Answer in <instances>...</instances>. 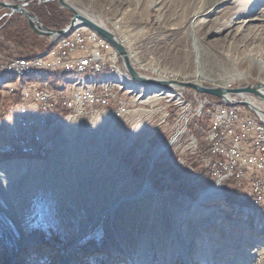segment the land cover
Segmentation results:
<instances>
[{"label": "rangeland", "instance_id": "obj_1", "mask_svg": "<svg viewBox=\"0 0 264 264\" xmlns=\"http://www.w3.org/2000/svg\"><path fill=\"white\" fill-rule=\"evenodd\" d=\"M206 1L68 0L80 13L112 29L125 47L130 63L144 75L151 73L202 85L231 84V88L264 86V69L254 63L255 59L264 63V12L248 31L244 28L227 33L232 0L217 8L216 13L202 15L203 20L194 22L193 13ZM34 3L67 10L57 0H27L26 8ZM0 9L3 15L7 12ZM67 11L65 24L72 15ZM253 14L250 12L245 18L250 19ZM13 15L26 20L20 13L6 16ZM193 44L198 47L199 63L208 80L193 77ZM117 66L123 70L120 57ZM139 86L142 83L135 84L128 96L140 98L137 101L142 104L137 106L151 112L137 111L122 118L109 113L71 118L75 121L73 128L67 130L65 123L45 133L42 140L50 144L43 154H12L0 149V153L9 155L2 161L27 158L44 162L40 176L32 175L40 179L37 183H30L31 176L26 173L8 175L11 184L0 180L3 208L33 216L32 232L24 237L29 240L27 245L14 248L17 243L0 230V264H185L181 261L182 253L176 255V251L193 257L187 264H210L207 258L196 259L199 251L211 254L210 260L215 264H264V244L255 241L264 237V223L260 226L261 217L243 213L241 207L247 203L242 200V181H225L219 198L202 201L201 206L209 213L188 218L184 238L177 230L172 231L177 213L188 210L186 199L198 200L214 184L203 164L207 154L201 133L207 127V118L201 117L198 127L188 126L190 133L197 134L200 156L179 149L174 154L163 152L151 166V158L172 129L169 123L165 125L166 120L161 121L154 101L146 102V92H140ZM182 91L192 98L195 90ZM248 97L264 109V101ZM5 140L7 137L0 138V146ZM182 158L184 162H180ZM144 181L157 192L154 199L123 200ZM188 192L192 193L191 198ZM84 222L87 223L80 236L68 247ZM141 244L151 246L152 251L139 252ZM97 254L102 256H88Z\"/></svg>", "mask_w": 264, "mask_h": 264}, {"label": "built area", "instance_id": "obj_2", "mask_svg": "<svg viewBox=\"0 0 264 264\" xmlns=\"http://www.w3.org/2000/svg\"><path fill=\"white\" fill-rule=\"evenodd\" d=\"M55 40H58V47L53 49L52 55H43L42 50L31 57L30 66L90 72V68L109 67L114 65V59H119L112 45L93 29L75 27V33L68 38ZM14 57L0 53V69L25 68L13 66ZM150 76L157 77L151 73ZM227 87L231 88V84ZM191 97H194L192 106H179V101L163 100L162 97L146 99V102L154 101L161 121L166 120L165 125L169 123L172 129L169 138L151 158L150 165L160 153L174 154L178 149L200 156L199 139L196 133H188V126L198 127L197 123L205 116L207 127L202 130L201 137L207 156L203 164L208 167L215 186L220 190L225 181H242V197L261 198L264 202V129L258 128L257 116L239 104L218 107V101L197 90ZM0 98V138L7 137L0 149L29 148L41 154L50 144L42 140L45 133L71 118L102 113L122 118L137 111L151 112L137 106L142 104L137 101L140 98L120 95L110 86L67 88L63 93H55L45 85L15 83L3 89ZM149 107H152L151 103Z\"/></svg>", "mask_w": 264, "mask_h": 264}, {"label": "bare ground", "instance_id": "obj_3", "mask_svg": "<svg viewBox=\"0 0 264 264\" xmlns=\"http://www.w3.org/2000/svg\"><path fill=\"white\" fill-rule=\"evenodd\" d=\"M68 2V0H66ZM228 0H207L204 4L200 6L201 9L195 11L193 13V21L200 22L203 20L202 15H212L217 12V8L221 7ZM232 9L230 10L231 20H229L227 24V33L231 31H240L244 30V28L250 29V26L253 25V21H258L261 13L264 12V0H232ZM261 5L259 8L254 10L255 6L258 4ZM254 11V12H253ZM250 12L254 13L250 19H246L245 17ZM217 15H215L214 19H217ZM229 19V18H228ZM250 22V24H249ZM255 25V24H254ZM225 26V25H224ZM75 27H81L84 29H90L88 27L77 25ZM75 27L72 28L65 36L61 38H68L70 34L75 33ZM254 27V26H252ZM213 29V28H212ZM251 31V30H250ZM246 32V31H245ZM97 33V32H96ZM234 33V32H233ZM249 33V32H248ZM101 36V35H100ZM102 40H106L101 36ZM195 44V43H194ZM194 50L196 54L195 65L196 69L194 71V79H210L207 74H205L201 64L199 63L198 57V47L194 45ZM58 47V40H54L52 45L43 50V55H52L53 49ZM131 53V52H130ZM254 63L258 66L260 70L264 69V63L259 59H255ZM31 58L27 57H14L13 58V66H25V68L20 70H6L0 69V92H3V89H7L8 87L14 85L15 83H28V85H36V86H47V89L51 91H55V93H63V90L67 88L73 89H84V88H96V87H111L119 92L120 95H129L131 89L135 88V84L138 85V81L129 78L127 74L123 73L117 66V59H114V65H109V67H99V68H90V72H86V69H79L75 71V68H59L56 70V67H32ZM55 74L54 80L51 78L52 74ZM53 77V76H52ZM184 78V77H183ZM186 79V78H184ZM54 82V83H53ZM143 86H139L138 88L140 92L146 94V97H162L163 100L169 101H179V106H192L194 104V97L187 98L183 91H180L178 88H169L162 86H150L142 83ZM193 95H195V91H192ZM135 93L132 94L134 96ZM141 94V93H139ZM137 97H140V95ZM142 96V95H141ZM227 105V104H226ZM226 105H222V103L218 104V107H226ZM65 128L67 130L73 128L75 121L73 119H69L64 121ZM258 128L264 129V122L258 121ZM193 129V128H192ZM195 129V128H194ZM191 130L188 129V133ZM194 133V132H193ZM7 153H15L18 151L22 154H29L31 152H35L29 148H17V149H5ZM4 152V151H3ZM5 152V153H6ZM15 155V154H14ZM44 169V162L36 159H22L19 161L16 160H7L0 162V180H2L3 184H11L7 180L8 175L16 174L22 176L24 173L31 176L29 180L30 183H37L40 180L38 177H33V174H37L40 176V172ZM46 175V174H45ZM20 176V177H21ZM19 177V178H20ZM5 195V192H2V196ZM158 195L156 191H154L151 184L147 181H144L143 184L139 187V189L132 193V195H126V198L123 200L133 202L139 199H154V197ZM220 192L219 187L211 186L208 190L202 193L198 200L194 201L189 198L186 199V204L188 205V210L185 212H179L182 214H178L174 217L172 223V231L177 230L180 233L181 238H184V231L186 228V221L191 218V216H199L204 215L205 213H209V210H204L203 206H201V202L205 201L208 198H219ZM10 198V197H9ZM243 199H248L246 205H243L241 209L247 215V212L255 214V217L258 219L261 217L262 223L260 226H263L264 223V202H261V198L255 197H242ZM242 199V200H243ZM2 200V199H0ZM140 203V202H139ZM132 204V203H131ZM239 206V205H238ZM5 208V207H4ZM2 204L0 203V230L7 234V236L11 239V241L17 243L14 248H18L19 244L27 245V241L24 237H29V233L32 232L33 225V216L28 213L22 214L20 211L8 210L4 209ZM12 208V207H11ZM239 208V207H238ZM112 209V208H111ZM141 209H144V206H141ZM6 210V211H5ZM21 210H23L21 208ZM105 211V210H104ZM109 211V210H108ZM255 211V212H254ZM5 217H8L7 220ZM178 215L180 217H178ZM87 222H84L80 225L77 233L73 237L72 241L69 243L68 247L72 246L75 240L80 236L83 226H85ZM257 243L264 244V237L255 238ZM142 243L143 240L141 239ZM141 247L138 251L142 252L143 249L145 253L151 252V246L146 245L142 247V244L139 245ZM199 251V250H198ZM176 255H180L181 253V261L186 262L187 264L189 259L192 256H186L185 251H176ZM198 256L196 259L205 260L203 258H207L210 264H215L210 260L211 254L203 253L201 251L198 252ZM94 254V253H93ZM91 259L101 257L102 254L97 255H88ZM175 257V254H174ZM193 259V257H192ZM159 260H163V257H160ZM193 260H191L192 262ZM195 261V260H194ZM170 262V261H169Z\"/></svg>", "mask_w": 264, "mask_h": 264}, {"label": "water", "instance_id": "obj_4", "mask_svg": "<svg viewBox=\"0 0 264 264\" xmlns=\"http://www.w3.org/2000/svg\"><path fill=\"white\" fill-rule=\"evenodd\" d=\"M57 1L62 7L69 10L72 14L68 23L57 29L45 26L35 15L30 13L26 8L27 0H20L19 2L0 0V7L7 10L4 15L12 13L22 14L26 18L31 31L36 35L47 37L50 43L57 38L65 36L77 25L87 26L96 31L113 46L121 59L124 72L133 80L150 86H162L179 89L192 88L201 93L217 97L225 104L243 105L256 115L260 121L264 122V109L259 107L256 104V101H252L248 97L255 96L261 101H264V91L262 90L264 89L263 85L251 84L243 87L228 88L214 85H202L192 81H180L176 79L144 75L137 71L130 63L125 47L112 29L103 25L101 22L95 21L90 16L80 13V11H78L71 3L65 0Z\"/></svg>", "mask_w": 264, "mask_h": 264}, {"label": "trees", "instance_id": "obj_5", "mask_svg": "<svg viewBox=\"0 0 264 264\" xmlns=\"http://www.w3.org/2000/svg\"><path fill=\"white\" fill-rule=\"evenodd\" d=\"M29 11L36 15L37 18L50 28H60L65 25L69 12L59 9L54 5L48 4H31ZM1 10V9H0ZM18 15V14H16ZM7 17L0 11V53L6 57H27L31 58L45 48H49L52 43L47 37L39 36L33 33L26 20L20 19L19 16ZM214 100L221 102L217 97L210 96ZM9 157L6 153H0V161ZM191 198L192 193L188 192ZM231 195L230 193L228 196ZM230 199V198H229ZM248 202V199H243Z\"/></svg>", "mask_w": 264, "mask_h": 264}, {"label": "crops", "instance_id": "obj_6", "mask_svg": "<svg viewBox=\"0 0 264 264\" xmlns=\"http://www.w3.org/2000/svg\"><path fill=\"white\" fill-rule=\"evenodd\" d=\"M53 76V77H52ZM54 77H55V74L53 73L52 75H51V78H53V80H54ZM54 83V82H53Z\"/></svg>", "mask_w": 264, "mask_h": 264}]
</instances>
